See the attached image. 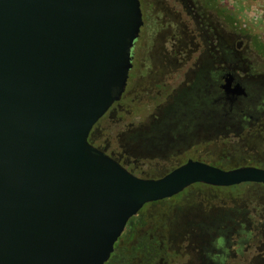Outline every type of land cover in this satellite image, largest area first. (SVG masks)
<instances>
[{
	"label": "water",
	"instance_id": "obj_1",
	"mask_svg": "<svg viewBox=\"0 0 264 264\" xmlns=\"http://www.w3.org/2000/svg\"><path fill=\"white\" fill-rule=\"evenodd\" d=\"M142 26L139 0H0V264H105L148 203L264 185V169L193 160L140 178L89 144Z\"/></svg>",
	"mask_w": 264,
	"mask_h": 264
},
{
	"label": "rangeland",
	"instance_id": "obj_2",
	"mask_svg": "<svg viewBox=\"0 0 264 264\" xmlns=\"http://www.w3.org/2000/svg\"><path fill=\"white\" fill-rule=\"evenodd\" d=\"M139 1L143 26L131 49L135 64L132 74L140 65H145L143 68L154 65L156 68L168 63L210 62L208 38L215 33L212 37L216 40V61H231L235 68L243 69L238 72L248 80L249 87L255 82L259 87L263 86L260 79L264 76V57L257 52L255 43L264 42V0H215L229 16V20L219 17L202 0ZM216 4L213 3L214 6ZM230 20L234 22L233 26ZM233 27L244 32H237ZM160 79L157 77V80ZM158 82L157 88L165 83ZM166 100L165 95L157 96L146 76L140 79L132 77L122 101L123 111L119 115L117 107V115L103 119L98 128L104 129V136L119 142L122 148L129 151L130 148L123 139L129 134L131 123L134 125L135 122H143L155 109L160 110ZM249 138L246 144L236 139L225 144L220 137L215 142L216 148L211 152H205V147L201 145V156L219 163L220 165H211L221 169L236 167L247 161L264 164V134ZM175 158L160 155L150 161L141 160L140 163H147L140 165L142 176L150 178L163 175L177 164L178 161H175L178 158ZM257 167L264 169L263 166ZM150 206L148 203L142 208L143 212L148 210L145 214L147 226H140L138 232L145 231L153 221L158 227L168 226L165 218H169L170 222L176 218L190 228L202 223L213 227L217 232L221 230L226 245L222 248V254H226L225 264H264L263 185L241 184L224 188L194 184L185 189V194ZM191 231L193 230H188V233L185 231L187 241L171 246V251L177 252L179 249L181 254V248H184L186 256L193 255ZM217 232L216 238L219 236ZM185 261L187 264V259ZM188 263L194 264L191 261Z\"/></svg>",
	"mask_w": 264,
	"mask_h": 264
},
{
	"label": "flooded vegetation",
	"instance_id": "obj_3",
	"mask_svg": "<svg viewBox=\"0 0 264 264\" xmlns=\"http://www.w3.org/2000/svg\"><path fill=\"white\" fill-rule=\"evenodd\" d=\"M212 35H215V33ZM212 35L210 34L208 38L209 50L211 51L210 62L168 63L156 68H154V65H147L145 68H143L145 65H140L132 74L135 64L131 52L132 67L128 73L124 92L119 100L114 102L92 127L88 136L89 144L118 163L129 173L140 178H146L142 176L140 165L147 164L146 162L140 163L141 160L150 161L160 155L178 158L175 161H178L177 164L163 175L148 177L149 179H157L185 164L188 160L200 161L209 165H220L217 162L202 158V151L200 150L201 145H203L205 152L206 150L211 152L216 148L215 142L220 137L225 144L230 143L233 139L246 144L250 136L263 135L264 84L259 87L255 82L256 84H251L249 87L248 80L238 72L239 70L243 71V69L235 68L231 61L217 62L216 40ZM144 76L150 81L152 90L155 91L157 96L165 95L167 100L165 104L160 106V110L155 109L143 122H135L134 125L136 126L131 123V128L128 130L129 134L123 139L124 143L130 148L127 151L121 147L119 142L116 143L115 140L104 136L102 132L104 129L101 130L98 125L108 116H116L118 113L117 107L120 110L119 115L121 114L123 111L122 101L126 96L128 81L132 77L140 79ZM157 77L161 79L157 80ZM230 78L229 90H233L236 85H239L244 90V95L226 94L223 86ZM158 81L165 83L157 88ZM261 81L264 83V76L260 79ZM245 166L259 168L257 166L264 167V164H254L247 161L242 165L223 170ZM180 194H185V190L178 195ZM154 204L156 202L150 203L151 206ZM147 211L143 212L141 209L133 216L137 218L136 222L134 221L135 223L130 222L133 217L129 219L121 236L127 231L139 233L140 226H147V219L145 218ZM165 219L168 220V226L158 227L154 225L153 221L145 229V231H150L152 237L159 239L164 249L171 251V246L184 244L188 239L186 233L190 229L193 230L189 233L193 238L191 242L194 243V245H191L193 255L186 256L184 248L180 247L181 254L177 249V257L167 258L164 261L165 264H186L184 259H187V264H190L188 263L190 261L194 264H225L226 254L225 252L222 254V248L226 245H224L221 230L217 232L216 229H212L213 227L205 226L202 223L190 228L188 225L180 223L176 218L173 222H170L169 218ZM214 230L219 235L217 236L218 240ZM185 231L187 232L185 233ZM121 236L117 242L120 241ZM218 247L220 250H218ZM185 249L188 250V248Z\"/></svg>",
	"mask_w": 264,
	"mask_h": 264
},
{
	"label": "trees",
	"instance_id": "obj_4",
	"mask_svg": "<svg viewBox=\"0 0 264 264\" xmlns=\"http://www.w3.org/2000/svg\"><path fill=\"white\" fill-rule=\"evenodd\" d=\"M202 1L208 8L214 9L219 17L229 20V16L216 4L215 0L214 2L212 0ZM213 3L216 5L214 6ZM231 24L233 26L234 22L231 21ZM233 29L240 33L244 32L243 30L238 31L236 27ZM255 46L257 52L264 57V42L257 41ZM136 220L137 218L133 217L130 222H136ZM175 257H177L176 252L164 249L159 239L151 236L150 231L139 233L127 231L115 244L114 252L106 264H165L164 261L167 258Z\"/></svg>",
	"mask_w": 264,
	"mask_h": 264
}]
</instances>
